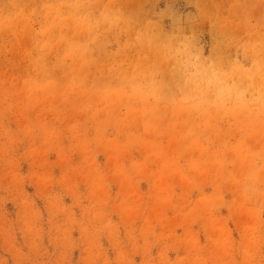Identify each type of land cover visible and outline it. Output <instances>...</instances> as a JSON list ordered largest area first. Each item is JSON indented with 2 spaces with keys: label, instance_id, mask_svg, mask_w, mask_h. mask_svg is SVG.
I'll use <instances>...</instances> for the list:
<instances>
[{
  "label": "rangeland",
  "instance_id": "374dc122",
  "mask_svg": "<svg viewBox=\"0 0 264 264\" xmlns=\"http://www.w3.org/2000/svg\"><path fill=\"white\" fill-rule=\"evenodd\" d=\"M0 264H264V0H0Z\"/></svg>",
  "mask_w": 264,
  "mask_h": 264
}]
</instances>
